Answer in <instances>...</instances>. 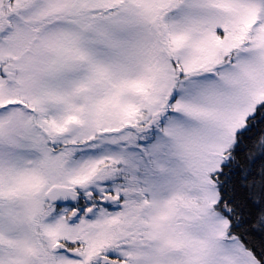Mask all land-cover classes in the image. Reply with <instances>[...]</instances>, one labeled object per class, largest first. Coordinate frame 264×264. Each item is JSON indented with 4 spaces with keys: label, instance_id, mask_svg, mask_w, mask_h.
<instances>
[{
    "label": "snow or ice",
    "instance_id": "snow-or-ice-1",
    "mask_svg": "<svg viewBox=\"0 0 264 264\" xmlns=\"http://www.w3.org/2000/svg\"><path fill=\"white\" fill-rule=\"evenodd\" d=\"M0 264H264V0H0Z\"/></svg>",
    "mask_w": 264,
    "mask_h": 264
}]
</instances>
